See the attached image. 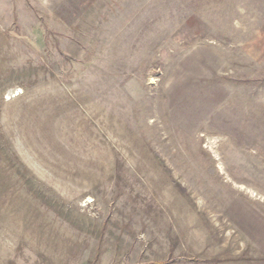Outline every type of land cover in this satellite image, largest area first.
Listing matches in <instances>:
<instances>
[{
    "label": "rangeland",
    "instance_id": "1",
    "mask_svg": "<svg viewBox=\"0 0 264 264\" xmlns=\"http://www.w3.org/2000/svg\"><path fill=\"white\" fill-rule=\"evenodd\" d=\"M0 264H264V0H0Z\"/></svg>",
    "mask_w": 264,
    "mask_h": 264
}]
</instances>
